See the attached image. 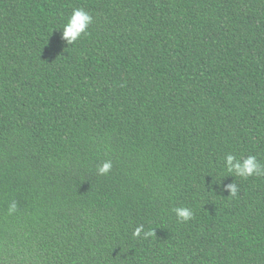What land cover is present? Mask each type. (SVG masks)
I'll return each instance as SVG.
<instances>
[{"label":"trees","instance_id":"1","mask_svg":"<svg viewBox=\"0 0 264 264\" xmlns=\"http://www.w3.org/2000/svg\"><path fill=\"white\" fill-rule=\"evenodd\" d=\"M229 153L264 165V0H0V264H264Z\"/></svg>","mask_w":264,"mask_h":264},{"label":"clouds","instance_id":"2","mask_svg":"<svg viewBox=\"0 0 264 264\" xmlns=\"http://www.w3.org/2000/svg\"><path fill=\"white\" fill-rule=\"evenodd\" d=\"M92 15L83 8H74L71 15L63 24L61 39L68 45L74 44L82 35H87L88 27L92 23ZM224 170L231 176L248 179L250 177L264 176V165H261L256 156L249 155L243 158H237L234 154H226L223 158ZM112 168L111 161H105L98 167L97 171L100 175L107 174ZM223 189L231 196H236L238 188L235 183L223 185ZM8 214L11 215L17 211V203L13 200L8 205ZM176 217L180 221H188L193 218V210L188 207H176L173 209ZM143 232L145 237L154 235L152 230L144 231L143 226L137 227L133 232L135 237H139Z\"/></svg>","mask_w":264,"mask_h":264}]
</instances>
